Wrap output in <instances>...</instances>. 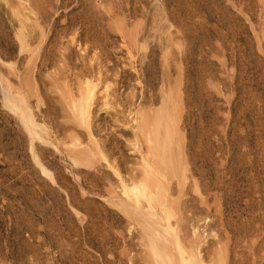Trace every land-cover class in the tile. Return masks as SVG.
<instances>
[{
    "label": "rangeland",
    "instance_id": "obj_1",
    "mask_svg": "<svg viewBox=\"0 0 264 264\" xmlns=\"http://www.w3.org/2000/svg\"><path fill=\"white\" fill-rule=\"evenodd\" d=\"M0 264H264V0H0Z\"/></svg>",
    "mask_w": 264,
    "mask_h": 264
}]
</instances>
